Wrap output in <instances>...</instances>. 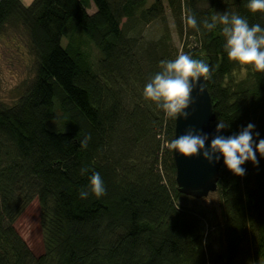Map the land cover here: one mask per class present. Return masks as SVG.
I'll use <instances>...</instances> for the list:
<instances>
[{"label":"trees","instance_id":"1","mask_svg":"<svg viewBox=\"0 0 264 264\" xmlns=\"http://www.w3.org/2000/svg\"><path fill=\"white\" fill-rule=\"evenodd\" d=\"M165 2L181 54L209 65L205 82L215 120L229 125L225 136L252 123L253 139H264V72L246 65L237 79L241 64L228 58L223 25L203 24L227 11L264 28V13L250 11L249 0ZM166 7L163 0H0V35L21 28L35 60L30 82L11 103L0 100V264H264V156L256 153L258 165L246 161L243 176L223 161L220 220L176 190L167 147L174 119L143 95L160 61L180 55ZM189 13L199 31L187 25ZM70 21L98 52L95 64ZM151 23L160 24L159 36L136 35ZM93 172L106 188L100 198L90 190ZM34 200L39 256L15 228Z\"/></svg>","mask_w":264,"mask_h":264},{"label":"clouds","instance_id":"2","mask_svg":"<svg viewBox=\"0 0 264 264\" xmlns=\"http://www.w3.org/2000/svg\"><path fill=\"white\" fill-rule=\"evenodd\" d=\"M247 7L253 13H264V0H249ZM186 23L189 27L199 31L197 19L193 14H187ZM217 23L223 25L222 32L226 38L225 51L228 58L241 65L252 66L256 71L264 72V28L259 24L249 26L246 18L237 14H229L227 11L218 13L203 21L204 27L212 30ZM161 71L157 72L145 85L143 95L162 109L168 118L177 120L178 117L187 119L190 115L186 109L194 103L192 92L200 78L208 80L211 77L209 65L202 60L193 59L188 54H180L171 61H160ZM204 85L199 86V92L203 93ZM229 125L219 121L216 126V135L211 139V144L206 146L209 139L207 133H203L193 127H189L186 133L172 140L167 147L176 150L185 157L202 155L210 164L220 160L223 156L227 168L238 176L245 175L246 170L241 167L246 161L258 165L256 153L264 156V139L257 143L253 139L255 125L249 123L238 134L223 136L219 133ZM259 137V132H255ZM90 135L85 136L80 142L82 147H87ZM87 168L81 169L85 174ZM90 190L100 198L106 194L104 181L99 172H93L90 176ZM87 191L80 193L81 198H87Z\"/></svg>","mask_w":264,"mask_h":264},{"label":"rangeland","instance_id":"3","mask_svg":"<svg viewBox=\"0 0 264 264\" xmlns=\"http://www.w3.org/2000/svg\"><path fill=\"white\" fill-rule=\"evenodd\" d=\"M163 1L166 7V2L165 0ZM166 15L173 44L178 49L179 54H181L183 40H180L176 35L167 7ZM69 24L76 27L77 31L82 33L74 21H70ZM160 32V24L151 23L138 27L135 33L140 38L147 40L156 38L160 35ZM83 36L86 38L84 34ZM84 38L79 36V40L83 41L82 50L88 54L91 63L95 64L98 59V52L93 44L86 38L91 44L89 45ZM66 41V39L62 40L63 45ZM195 45L196 42L194 39H190L187 47L191 48ZM34 69L35 60L29 52L26 33L21 28H7L0 35V100L4 103H11L25 86L24 84H28L33 78ZM233 74L237 79L244 78L247 75L246 65H241ZM199 201L200 205L204 208L215 212L220 220V200L216 192L209 193L206 197L199 199ZM15 228L35 256L43 253L42 232L39 223V206L36 200L16 220Z\"/></svg>","mask_w":264,"mask_h":264},{"label":"water","instance_id":"4","mask_svg":"<svg viewBox=\"0 0 264 264\" xmlns=\"http://www.w3.org/2000/svg\"><path fill=\"white\" fill-rule=\"evenodd\" d=\"M202 84L205 90L200 93L199 86ZM192 97L194 103L186 109L190 113L189 117L187 119L178 117L177 120H174L172 140L185 134L189 127H193L209 135V139L206 141V146H208L211 144V139L217 134L218 122L215 120L211 97L202 77L194 88ZM219 134L225 136L224 130L222 129ZM172 157L175 166L176 190L180 194L198 200L216 191L223 156L220 157L219 161L211 164L202 155L185 157L176 150H172Z\"/></svg>","mask_w":264,"mask_h":264},{"label":"crops","instance_id":"5","mask_svg":"<svg viewBox=\"0 0 264 264\" xmlns=\"http://www.w3.org/2000/svg\"><path fill=\"white\" fill-rule=\"evenodd\" d=\"M24 5H28L32 0H20ZM89 13H93L95 11V7L92 2H90L89 7L87 8Z\"/></svg>","mask_w":264,"mask_h":264}]
</instances>
